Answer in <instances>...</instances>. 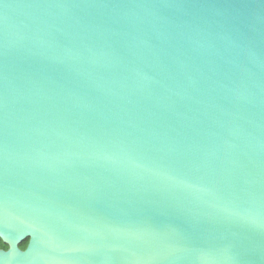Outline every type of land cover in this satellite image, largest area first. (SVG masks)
Instances as JSON below:
<instances>
[{"label": "water", "instance_id": "95a60500", "mask_svg": "<svg viewBox=\"0 0 264 264\" xmlns=\"http://www.w3.org/2000/svg\"><path fill=\"white\" fill-rule=\"evenodd\" d=\"M0 241L264 264V0H0Z\"/></svg>", "mask_w": 264, "mask_h": 264}, {"label": "trees", "instance_id": "16d2710c", "mask_svg": "<svg viewBox=\"0 0 264 264\" xmlns=\"http://www.w3.org/2000/svg\"><path fill=\"white\" fill-rule=\"evenodd\" d=\"M27 246V241L23 242L19 247L24 250ZM0 249L2 250H7V246H5L1 241H0Z\"/></svg>", "mask_w": 264, "mask_h": 264}]
</instances>
